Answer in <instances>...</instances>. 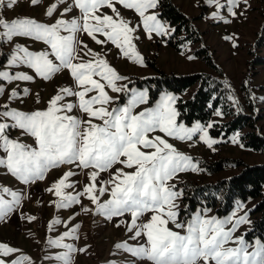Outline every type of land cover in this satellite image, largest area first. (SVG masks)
<instances>
[{"label": "snow or ice", "instance_id": "1", "mask_svg": "<svg viewBox=\"0 0 264 264\" xmlns=\"http://www.w3.org/2000/svg\"><path fill=\"white\" fill-rule=\"evenodd\" d=\"M18 2L0 0V49L5 44L13 45L8 53L0 51V56L6 58V65H0V84H17L10 92L0 86V99L4 101L0 103V168L26 187L0 186V221L18 214L27 223L36 222V215L22 211L24 201L31 199L28 187L45 181L53 169L67 168L45 189L54 197L50 204L58 210L79 206L80 211L70 220L81 212L102 215L108 221L128 217L115 225L129 234L128 240L114 245L118 252L151 264H264V241L249 242L246 233L236 235L241 226L252 223V210H245L243 202L238 201L231 215L223 219L197 211L190 220H180L179 201L184 193L172 181L180 173L203 169L168 138L193 141L196 137L215 151L214 146L222 140L210 135L209 130L217 127L218 121L186 125L177 107L179 97L167 92L147 106L148 90L129 87L131 79L112 66L104 51L111 44L123 58L146 66L135 43L140 39L138 33L142 31L148 40L159 37L167 44L165 38L177 31L161 18V0H30L33 8L43 9L45 20H9L7 10ZM197 6L205 9L204 18L231 25L248 20L252 3L197 0ZM122 10L132 11L139 22L133 24ZM84 37L100 46V51L89 47ZM21 39L43 47L35 49L26 42H17ZM223 39L239 49L236 33ZM186 59L193 61L196 56L189 54ZM64 72L71 84L57 88L43 109L25 111L13 106L32 95L28 87L20 88V83H34L37 78L52 81ZM122 96L126 102H122ZM251 99L257 97L253 94ZM258 99L264 102V96ZM141 106L146 107L137 111ZM213 114L224 116L218 109ZM14 132L31 137L33 144L21 142ZM231 142L244 147L238 132ZM104 173L106 179L102 178ZM77 177H86V182ZM105 196L108 198L102 199ZM84 199L93 207L84 205ZM70 220L57 217L49 222V232L61 224L67 230L46 238L48 249L64 251L46 255L45 261L74 264V253L88 252V247L66 242L69 238L79 239L81 226L69 228ZM169 224L183 230V234L169 228ZM0 264L36 261L23 249L0 240Z\"/></svg>", "mask_w": 264, "mask_h": 264}, {"label": "rangeland", "instance_id": "2", "mask_svg": "<svg viewBox=\"0 0 264 264\" xmlns=\"http://www.w3.org/2000/svg\"><path fill=\"white\" fill-rule=\"evenodd\" d=\"M251 3L252 8L248 12L247 21H234L231 25H224L223 23H216L204 18L207 13L204 8L197 6V0H175V5L189 18L193 29L199 32V35L194 36L197 41H194L195 39L193 38L194 40L189 39L186 42L179 43L178 49L171 45V41L178 42L179 38L173 36L165 38L168 42L164 44L159 37L154 40L146 39L141 31L138 33L140 39L136 40L135 43L145 58L146 66L134 64L123 58L119 55V50L115 49L111 44H108L104 48V51L108 53V59L112 66L116 67L121 74L131 79L132 83L129 87L137 90H148L150 104L147 106L154 105L160 96L167 92L163 91L155 101L151 102L150 86L152 84L149 80L158 77L160 73L167 75L174 74L176 76L193 74L212 76L225 89L224 106H226L227 112L235 115L245 113L255 117H262L257 124L259 128L257 129V133L264 137V102L258 99L264 96V0H251ZM122 15L130 19L133 24L139 22V18L130 10H122ZM17 17H32L38 20L46 19L43 16V9L33 8L30 5V0H19L17 6L7 10V18L9 20ZM233 32L240 37L239 49H233L231 43L223 39L225 35ZM184 35L183 37H186ZM84 39L89 44V47L100 51V46L95 45L87 37H84ZM17 42H26L29 47H34L35 49L43 47L39 43L33 45L31 40L25 41L21 39ZM12 47L13 45L11 44H5L0 51L8 53ZM188 49H191V51L189 52ZM182 52L184 55H181ZM189 54L196 56V59L193 61L187 60L186 56ZM0 65H6V58L4 56H0ZM20 70L28 71L26 68ZM245 81H248V84H245ZM69 84H71V79L67 72L58 74L52 81H43L37 78L34 83H20L19 87H28L32 95L24 98L22 102H14L13 106L25 111L43 109L46 106L47 100L55 93L57 88ZM0 86H4L7 92H10L12 88L17 87V84L3 82ZM194 92L195 88H192L176 96L187 100L192 97ZM253 94L257 97L256 100L251 99ZM121 99L122 102H126V97L122 96ZM234 100H238L239 103H234ZM2 102H4L3 99H0V103ZM143 107L146 106H141L137 111L142 110ZM218 110L223 111L224 116L221 118L213 115L211 121H218L217 127L220 128L219 126L227 123L232 117H228L225 114L224 107ZM249 132L250 129L238 131L240 143L243 144L241 138ZM13 135L20 137L23 143L33 144V139L29 136H21L19 132H14ZM233 135L229 139L223 136L214 137L222 140L221 143L214 146L215 151L209 149L196 137L193 138V141H178L168 138L169 142L173 143L179 151L192 156L194 161L199 163V167L203 169L200 172L189 171L180 173L178 178L172 181L184 193L179 201L181 221L190 220L197 211L202 212L206 217L223 219L231 215L238 201L243 202L240 200L236 201L231 213L226 216H218L214 210L203 212L206 208L202 207H199L194 212H187L188 202L185 200L187 196L186 189L190 186L216 185L221 181L229 180L238 175L241 172V167H237L236 165L238 161L241 164L249 166L264 165L263 153L246 148L245 146L241 148L239 144H233L231 142ZM221 160H232L235 164L228 163L225 169L213 171V165ZM66 170L67 168L53 169L48 173L45 181H38L36 184L28 187V194L31 199L24 201L22 211L36 215L38 217L36 222L27 223L20 219L18 214L11 215L6 221H0V240L23 249L25 253L36 261V264H57L55 261H45L43 258L46 255H54L56 252L64 251V249H48L46 238L48 236H59L67 230L64 224H61L57 225L52 232H49V222L57 217L63 221H69L75 212L80 211L79 206L65 210L56 209L50 204V201L54 197L45 191L49 184ZM126 171L130 170L126 169ZM102 178L106 179L107 174H102ZM77 179H81L82 183L86 182V177H77ZM0 186H10L14 189L26 187L20 185L10 175H7L2 168H0ZM107 198L105 196L102 199ZM260 201L261 199H252L243 202L247 206L245 210H252L249 213L252 222L255 219V216L252 214ZM83 203L88 207H93L87 199H84ZM239 214L243 215V212ZM127 218H113L112 221H108L102 215L81 212L79 216L71 219L68 224L69 228L75 225L81 226L78 233L79 239L72 240L69 238L66 242L73 243L78 248L88 247L87 253L77 252L73 254L74 264H133L134 261L135 264H151L147 260H140L126 252H118L115 249L114 245L116 243L128 240L129 234L126 233L125 229L115 226L120 219ZM168 227L183 234V230L176 229L172 224H169ZM251 229L252 223L251 225L241 226L236 235L239 236L246 233L245 239L253 242L259 238L248 239L247 236ZM129 243L136 242L129 241ZM229 246L235 245L230 244Z\"/></svg>", "mask_w": 264, "mask_h": 264}, {"label": "trees", "instance_id": "3", "mask_svg": "<svg viewBox=\"0 0 264 264\" xmlns=\"http://www.w3.org/2000/svg\"><path fill=\"white\" fill-rule=\"evenodd\" d=\"M159 12L164 21L177 29L173 37L179 40L171 41L173 47L178 48L179 43L189 39L197 41L194 36L199 35V32L193 29L189 18L175 5V0H161ZM184 34L186 37H183ZM149 82L152 84L150 86L151 102L155 101L163 91L178 95L195 88L190 99L179 98L177 102L181 119L186 125H192L197 121L207 123L211 121L214 110L224 107L225 114L232 118L219 126L220 128L210 129V134L213 137L223 136L229 139L238 131L250 129V132L241 138L244 146L264 154V137L257 133L259 129L257 124L262 117L227 112L224 106L225 89L212 76L206 74L176 76L160 73ZM209 104L212 105L211 108L208 107ZM228 163L235 164L232 160H221L213 165L212 170L221 171ZM236 165L241 167V172L229 180L221 181L216 185L190 186L186 189L187 212H194L202 207L214 210L218 216H226L231 213L238 200L247 202L252 199H261L252 214L255 219L247 237L250 240L259 238L264 241V165L249 166L239 161Z\"/></svg>", "mask_w": 264, "mask_h": 264}]
</instances>
